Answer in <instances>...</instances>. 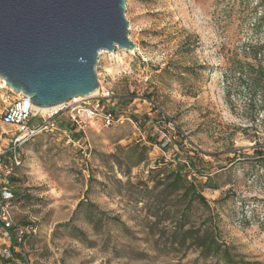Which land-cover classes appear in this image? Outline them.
<instances>
[{
    "label": "rangeland",
    "instance_id": "obj_1",
    "mask_svg": "<svg viewBox=\"0 0 264 264\" xmlns=\"http://www.w3.org/2000/svg\"><path fill=\"white\" fill-rule=\"evenodd\" d=\"M125 19L135 49L95 68L116 122L29 140L13 184L1 111L16 95L0 81V207L26 232L14 251L25 264H222L185 237L213 214L222 246L264 264V0H125ZM135 145L149 148L137 166ZM177 163L207 204L182 217L188 199L165 189ZM11 246L0 227V264H18Z\"/></svg>",
    "mask_w": 264,
    "mask_h": 264
},
{
    "label": "water",
    "instance_id": "obj_2",
    "mask_svg": "<svg viewBox=\"0 0 264 264\" xmlns=\"http://www.w3.org/2000/svg\"><path fill=\"white\" fill-rule=\"evenodd\" d=\"M134 49L125 0H0V78L36 108L92 95L99 53Z\"/></svg>",
    "mask_w": 264,
    "mask_h": 264
},
{
    "label": "built area",
    "instance_id": "obj_3",
    "mask_svg": "<svg viewBox=\"0 0 264 264\" xmlns=\"http://www.w3.org/2000/svg\"><path fill=\"white\" fill-rule=\"evenodd\" d=\"M11 93H14L9 89ZM16 97L12 102L7 103L1 111V122L13 129L12 147L9 150L11 155L10 175L14 176L13 170L20 165V158L16 154L17 149L34 139L40 134H52L55 132L67 134V130L60 126L59 118L63 117L65 122L74 126L75 130L85 133V129L96 120H100L106 126L116 122L114 115L105 109L104 102L111 98L112 93L99 88L95 95H90L78 100H70L61 105L57 110L50 113H40L30 102V97L22 93H15ZM70 142V140H69ZM0 221L2 230L7 232L10 227H16L15 240L21 244L25 230L17 227L13 221L0 207ZM31 229V228H30ZM31 231H34L31 229ZM9 234V233H8ZM12 238L10 237V240Z\"/></svg>",
    "mask_w": 264,
    "mask_h": 264
},
{
    "label": "trees",
    "instance_id": "obj_4",
    "mask_svg": "<svg viewBox=\"0 0 264 264\" xmlns=\"http://www.w3.org/2000/svg\"><path fill=\"white\" fill-rule=\"evenodd\" d=\"M109 112H111L115 119L116 115L113 111V109L108 106L105 108ZM132 120L134 122H138V119L136 116H132ZM59 124L61 127L65 128L67 131H75L74 126L70 125L68 122H65L64 120L59 121ZM82 137V133L77 132L75 135V138ZM149 141L150 140L149 138ZM133 152L134 155L132 158H134V161L132 162L133 166H137L144 162L146 160L147 153L149 151V148L146 146H139L135 145L130 148ZM256 152V151H254ZM260 155H262V152H257ZM256 153V154H257ZM187 164L188 167L193 169L195 174L203 176L200 171L196 169V165L194 161L190 158H187ZM185 169L184 166H181L180 164H176V169L171 172L165 173V179L168 180L169 182L165 185V189L169 188L171 191H178L180 193V196L184 198V200L188 199L186 203L181 205L180 209V217L183 216L185 213L184 209H186L192 201H196L198 204L207 207L206 200L205 198L200 194V190L198 186L194 184L192 180H188L187 177L183 174V170ZM206 181L204 182L203 186L209 189H217L216 186L213 184V179L210 176H205ZM7 181L8 183H16L18 180L13 176L9 175L7 176ZM11 192V191H10ZM14 193L12 192V197ZM93 207V206H91ZM9 217V216H8ZM15 225L19 227L16 223ZM0 227L2 229L3 225L0 221ZM11 239L12 246L9 250L10 252V257L16 258L19 262L18 264H25L23 262V257L21 254L16 253L14 251L15 246L17 248H20L25 240H26V233H24L22 237V242L21 244H17L15 240V235H16V227H10L7 229ZM218 228L216 226V220L213 214H209L206 217V220L203 221L202 225L196 226L195 230H187L186 236L187 238L191 239L199 251V255L203 258H212L216 257L219 258L222 264H244V262L241 259L236 258L233 256L230 252L229 249L225 246H222V243L219 242L218 240Z\"/></svg>",
    "mask_w": 264,
    "mask_h": 264
},
{
    "label": "bare ground",
    "instance_id": "obj_5",
    "mask_svg": "<svg viewBox=\"0 0 264 264\" xmlns=\"http://www.w3.org/2000/svg\"><path fill=\"white\" fill-rule=\"evenodd\" d=\"M128 52H129V53H132V51H128ZM100 53H102V52H100ZM100 53H99V54H100ZM0 81H1V83H2L1 87H6V84H5L4 80H2V79L0 78ZM96 93H97V90H96L92 95H95ZM74 100L76 101V100H78V98H74ZM59 107H60V106H57V107H54V108H46V109H39V108H36V107H35V109H36L37 111H39L40 113L45 114V113L54 112V111L57 110Z\"/></svg>",
    "mask_w": 264,
    "mask_h": 264
}]
</instances>
